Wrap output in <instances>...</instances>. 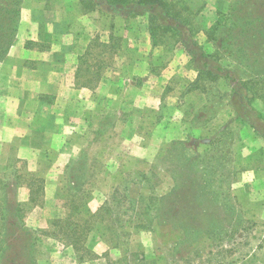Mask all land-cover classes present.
<instances>
[{
  "label": "rangeland",
  "instance_id": "obj_1",
  "mask_svg": "<svg viewBox=\"0 0 264 264\" xmlns=\"http://www.w3.org/2000/svg\"><path fill=\"white\" fill-rule=\"evenodd\" d=\"M207 2L195 0V6H205L194 18V24L196 28H203L198 38L208 53L215 54L214 63L229 67L231 75H239L243 81L264 72L258 69L264 65V37L261 38L264 0H213L224 10L223 15H213L212 20L210 13L206 14ZM233 5L236 11L241 8L244 11L232 15ZM254 21L262 23L256 25L262 32L252 37L249 45L244 43L241 32L248 28L247 23ZM209 22L214 23L210 26ZM241 44L250 48L248 56L236 50ZM99 52L100 48H95L94 54ZM168 52L167 67L175 73L167 83L169 89L164 101L176 104L181 97L184 100L188 97L180 96L179 90L184 86L192 88L198 72L183 46L179 44ZM157 53L152 51L153 55ZM125 54L132 59V52ZM95 56L88 63L93 71ZM102 56L109 66L113 64L111 55ZM246 59H250L253 70L244 68ZM124 67L119 84L138 85L139 80L131 79L132 73ZM160 67L161 64L154 67V82ZM79 81L75 79L77 84ZM207 84L200 81L188 97L184 111L176 112L169 122H155L162 113L159 97L150 105L143 103L129 112L130 115L116 113L115 121L109 115L105 122H99L97 110L92 111L89 121L73 122L77 128L67 138L65 148L52 152V158L38 172L26 159L18 157L16 145L0 141V200L7 195L8 203L23 204L24 225L13 236L10 233L15 227L10 228L8 224L7 249L0 254V264L25 263L30 251L28 246L36 264H139L143 257L155 259L158 264H264V138H254L253 131L236 119L237 111L246 112V100L242 96L239 101V94L251 95L250 107L255 106L264 113V76L254 86L249 85L250 91L232 82H215L214 93L225 91L221 99L212 102H207ZM231 86L238 94L228 96ZM118 107L121 109L120 104ZM117 116L121 122H116ZM257 122L264 130V120ZM225 129L232 133L225 137L223 154L218 152L219 157L211 159L215 169L209 175V188L186 196L181 189L180 201L160 210L161 197L178 185L172 174L177 152L174 142L183 141L190 153L201 154L208 161L214 155L212 149L220 148L218 141L213 143V140ZM140 172L148 174V179L143 180ZM72 186L82 188V192L74 194L76 190ZM179 187H184L182 181ZM31 189L38 190L36 202L30 200ZM213 190L215 197L209 193ZM80 203H83L81 208L74 209ZM13 205L10 208L16 207ZM165 210L169 211L165 213ZM225 217L226 223L219 224ZM88 218L92 229L87 244L95 256L80 261L82 251L77 253L65 240L54 238L64 234L53 223L62 220L66 225L68 219L79 223ZM140 218H144L142 222L150 229H137ZM9 221L16 220L12 217ZM184 221H192L188 232L181 227ZM205 228H213V232L206 233L212 234L210 240L205 236ZM210 252L218 254L212 263L208 261Z\"/></svg>",
  "mask_w": 264,
  "mask_h": 264
},
{
  "label": "crops",
  "instance_id": "obj_2",
  "mask_svg": "<svg viewBox=\"0 0 264 264\" xmlns=\"http://www.w3.org/2000/svg\"><path fill=\"white\" fill-rule=\"evenodd\" d=\"M207 1L206 14L212 20L224 9ZM95 42L112 56L113 64L99 56L104 65L97 71L98 83L77 84L81 58ZM155 50L159 53L153 55ZM126 51L132 52V59ZM168 51L153 44L146 16L124 18L89 11L82 0H22L17 41L0 63V141L16 145L18 157L38 172L52 152L65 148L77 128L73 122L89 121L92 111L97 110L99 122L109 115L115 121L116 113L129 114L159 97L162 113L155 122L173 120L176 112L184 111L192 89L182 87L180 96L188 97L176 104L164 101L167 83L175 73L167 67ZM160 64L154 82V67ZM121 66L130 70L131 79L139 80L138 85L119 84ZM116 122H121L120 116ZM245 128L257 140L263 138L251 126L245 124Z\"/></svg>",
  "mask_w": 264,
  "mask_h": 264
},
{
  "label": "trees",
  "instance_id": "obj_3",
  "mask_svg": "<svg viewBox=\"0 0 264 264\" xmlns=\"http://www.w3.org/2000/svg\"><path fill=\"white\" fill-rule=\"evenodd\" d=\"M83 4L85 6V9L91 11V10H100L101 12L107 13L112 16H121L124 18L134 17V16H146L148 23H149V31L151 34L152 42L155 46H164L167 50H171L176 48L179 44L183 46L184 50L187 52V54L191 57V62L194 64V68L197 70V78L195 82H192V90L195 88H198V83L202 80L204 82H208L207 86L205 87V92L208 93L207 96V102L217 101L223 97V91L214 93L212 90L215 88L213 83L218 81H224L228 84L235 83L236 85L244 86L245 90H251V86H254L256 83H258L260 78H263L264 72L258 73L250 76L247 80H240L241 76L238 75V77L232 76L231 72L232 70L229 67L220 66L221 64H216L214 57L215 54L208 53L204 47L203 44L200 42L198 38V32L203 30V28H196L194 24V18L201 14V11L205 5L202 4V6H195V0H82ZM21 2L22 0H0V63L6 60V57L8 55V52L12 45L15 44L17 41V34H18V25L20 21V10H21ZM244 4V3H243ZM243 8L236 11L235 6L233 5L231 7L232 15H236L237 13L241 12ZM244 11V10H243ZM236 13V14H235ZM220 15L223 13H219ZM247 17V16H246ZM253 18H250L252 20ZM264 22V20H261ZM233 22L236 23V18L233 19ZM233 23V24H234ZM237 25V24H234ZM248 28L243 29L241 34L244 38V43H251L252 37H257L260 35L259 33L262 32V28L260 26L256 25H262V23H259L255 21L251 22V24L247 23ZM255 25V26H254ZM238 27V25L236 26ZM245 28V26H243ZM201 29V30H200ZM253 30V31H252ZM256 32V33H255ZM253 35V36H252ZM264 37V34L261 35V38ZM251 39V40H250ZM99 43L95 42L93 46H91V49H89L86 54L81 58V62L79 64L78 70H77V79L81 80L79 81V84H93L98 83V72L99 69L103 67V62L98 61L97 57L102 56L104 53H106L104 48H100ZM221 46V44H220ZM228 46V45H227ZM95 48H100V52L98 54H94ZM225 48V47H222ZM232 49V46L228 47ZM227 48V49H228ZM237 51H241L242 55L248 56L250 54V48L245 47L244 44H241L239 46H236ZM92 55H96V63H95V70L93 71L91 69L90 63ZM98 55V56H97ZM218 59L221 60V58L218 56ZM103 60V59H101ZM224 60V59H223ZM222 61V60H221ZM247 63L245 64L246 69L253 70L251 68V62L250 59H246ZM240 63L237 64V66ZM243 67V66H241ZM261 71H264V65L262 67L258 68ZM98 71V72H97ZM216 73L223 74L222 76H218ZM233 73V72H232ZM255 76V77H254ZM83 77V78H82ZM252 78V79H251ZM243 87V88H244ZM190 89V90H191ZM232 91H229L228 96H233V94H238L237 90L232 88ZM247 91V93H249ZM213 92V93H212ZM212 93V94H211ZM245 98L246 105H244V108L246 109V112L244 113H238L237 111V120L239 122H243L246 125L251 126L255 133L264 138V130H262L259 127V124L257 120L262 119L264 120V113L260 111L255 106H251L252 102V96L249 94H239V101L241 98ZM262 97V95H261ZM253 103V102H252ZM253 105V104H252ZM243 105L241 104V107ZM250 110V112H249ZM197 115L195 118L197 119ZM225 128V127H224ZM227 129V128H226ZM226 129L223 130V132L220 133V135L217 136L214 141H218V144L220 148L217 150H213L212 152L214 155L208 159V161L203 160L201 157V154L196 155L193 153H190V150L187 149L185 143L183 141H177L175 143V149L177 152L175 153V156L173 158L174 164L172 165V169L174 170L172 172L173 179H175L178 183L177 186H174L169 193L166 195H163L161 197V209H164L166 206L167 208L173 207V205L180 201L179 199L180 194L179 191L183 189L184 196L189 194H196L199 191L205 190L209 188V175L214 172L215 164H211V159H214L216 157H219L216 153L223 154L224 150L226 149V138H228L226 135H230L232 133V130L230 132H226ZM224 158V157H223ZM222 158V159H223ZM139 176L142 177V179H148L149 175L140 172ZM39 180L43 181L42 178H39ZM180 181L184 183V187L181 188L179 186ZM74 190H76V195H78V192H82V188H79L77 186H72ZM36 192L38 190L31 189V195L30 200L36 202ZM212 192L213 197H215L216 192L209 191V193ZM82 195V194H79ZM7 195H3L0 200V223H1V229L0 232V254H2V251L4 249L6 250V242H7V236H8V224H10V228L15 227V229L10 233L11 235H15L24 228V225L22 223L23 218V204L18 203L17 205H13L11 203H8L6 200ZM144 198V196H141V199ZM76 202V200H73ZM11 205L15 208H10ZM80 205H83V203L77 204L74 209L81 208ZM225 206V205H224ZM148 207V206H147ZM73 209V210H74ZM101 208H99L98 211H100ZM148 210H146L147 212ZM169 210H165V213H167ZM234 210H232L231 213H233ZM97 213V212H96ZM96 213L92 215L95 216ZM14 217L13 223L9 221L10 218ZM225 218H222L219 222V224H224ZM69 221L64 225L62 220H58L53 223V225H57V228H59L58 232H61L64 234V237H58L57 235L54 236V238L65 240L66 243L74 248V250L79 253L82 251V254L79 255L80 261H85L88 258H93L95 256L93 250H91L88 247L87 241L90 236V231L92 229V225H89V218L86 219V221L82 222H74L68 219ZM140 223L137 222V229L141 230L142 227L149 228L150 226H147V223H144V218H140ZM190 222L187 221L182 223L181 227H183L184 232H188V229L192 228L190 225ZM226 223V222H225ZM223 228L225 226H222ZM150 229V228H149ZM213 232V228H205L204 233H211ZM207 240H210L212 238V234H206L205 235ZM204 238V236H198ZM10 243V242H9ZM11 244V243H10ZM28 249V253L26 254V260L25 263L22 262V264H36V259L34 258L31 248ZM216 253V251H214ZM214 252H210L209 254V262H213L215 260V254ZM10 258V257H9ZM8 258V259H9ZM189 259V258H187ZM223 262V261H222ZM139 264H158V261L155 259H146L142 258L139 260ZM225 264V263H224Z\"/></svg>",
  "mask_w": 264,
  "mask_h": 264
}]
</instances>
